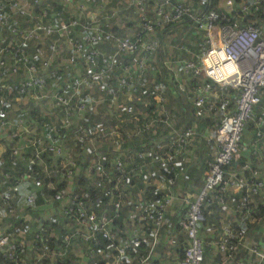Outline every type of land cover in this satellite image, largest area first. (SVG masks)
<instances>
[{"label": "built area", "instance_id": "1", "mask_svg": "<svg viewBox=\"0 0 264 264\" xmlns=\"http://www.w3.org/2000/svg\"><path fill=\"white\" fill-rule=\"evenodd\" d=\"M102 1L60 0L62 4L77 12L68 13L65 19L58 18L53 22L43 17L46 14L45 8L37 14L34 13L33 6L39 0H0V28L6 27L8 33H13L15 37L10 42H5L6 36L1 35L0 29V68L8 69L10 74L16 73L21 67L23 69V75L15 83L13 98L15 101L26 100V103L37 106L41 113L46 109L52 119L44 123L47 131L42 132L43 128L33 126L25 115L19 112L6 115L0 108V138L8 133L12 137L18 136L23 141L22 146L34 147L35 158L44 150L62 153V141L52 132L57 131L59 127L71 126L72 116L84 119L86 123L78 125L79 132L74 148H70L59 160L58 165L63 169L66 185L58 188L49 198L59 200L61 213L67 218L66 222L73 221L79 227H74L69 234H60V238L67 246L70 238L80 236L85 241L93 240L98 233L105 239L115 242L112 245L113 264L126 261L127 250L141 240V227H133L130 234L120 241L112 231L109 221L117 216L120 210L121 194L125 193L124 176L134 171L141 177L147 175L152 177L156 187L165 189L162 198L158 200L148 198L143 201L138 218L145 222L142 229L148 231L149 241L144 248L145 252L131 253L130 255H134L133 259L130 257V260L126 261V264H151L148 260L149 255L159 242L164 211L171 197L167 190L173 183V177L162 175L158 171H150L147 160L124 169L122 158L129 156V151L113 155L107 161L111 168L109 169L111 173L108 174L102 168L103 158L96 148L97 137L102 136L107 139L111 136L117 138L119 134L125 137L133 135L135 131H130L126 127L125 130L121 129L123 128L121 121L122 123L133 121L134 125H137L136 121L145 111L135 105L147 104V100L143 101L140 96L144 93L158 101L157 107L153 108L157 116L144 120L141 128L148 129L155 121L169 127L173 120L169 119L172 115L164 105L165 97L161 95L162 90H159L162 83H157L156 90L148 93L145 91L147 86H144L146 77L153 68L160 71V66H163L167 76L175 81V86L180 91L184 90L187 79L196 89L193 97L195 107L205 105L208 110H214L217 105L219 109V116L212 123L211 131L203 137L206 143L213 144L215 153L213 157L204 160L202 185L193 199L186 203L185 211L177 219L185 240L182 244V256L175 264H200L203 259V241L198 235L197 223L203 219L201 204L204 197L211 190L216 189L215 195L219 201H222L223 192L232 185L246 189L247 192H255L259 187L264 188V173L258 177L257 168L250 167L248 163H244L243 168L250 167L252 178L249 181L241 173L225 174L223 169L225 164L238 156V142L243 125L245 121L251 119L253 106L258 103L264 90V27L258 28L249 21H241V16L247 14V9L264 7V0H251V7L245 1L233 5L232 0H225L224 10L208 8L202 12H196L183 0H177L166 9L169 0H160L153 8L155 14L153 19L142 12L146 0H121L122 3L117 4L114 9L116 14L117 11L134 7L138 10L137 18H139L136 26L124 33H118L106 25L111 21H104L111 17V14L102 9ZM96 2L97 6L91 8ZM181 16L194 21L197 31L203 32L202 39L197 41V50L192 54V51L185 49L189 56L168 54L163 57L166 54L163 53L159 56V63L156 66L157 61L151 60L154 55L156 56L160 44L150 32L152 25L154 22L158 25L176 20ZM21 17L26 21L17 25V19ZM111 19L114 21L115 17ZM48 36L50 38L46 40ZM58 39L68 44L65 63L69 66L66 64L60 73L58 68L51 66L53 59L61 58L58 54L60 51ZM97 43L102 48H98ZM29 44L32 45L31 53L25 50ZM125 60L126 62L122 63ZM66 67L68 72L65 73ZM44 85L49 87L40 88ZM125 90L129 91L128 98L124 94ZM228 90L233 91L231 98ZM120 95L123 97L119 98ZM135 98H138V102L133 101ZM216 98L217 104H215ZM126 99L128 101H125ZM112 102H116L117 110L114 112L111 111ZM42 105L46 108L39 107ZM96 105L100 106L95 110L98 111L97 115H100L97 120L103 115L114 117L117 120L115 126L104 127L95 119H87L85 113H92ZM260 110V114L254 118L257 138L264 135V106ZM169 134L168 143H164L161 139L154 141L153 159L160 160L161 164H166L168 160L175 163L172 156L186 153L193 141L198 139L199 142L201 139V134L193 121L178 128L171 127ZM35 144L38 145V149ZM11 149V153H15L17 147L13 145ZM82 149L85 151L84 155L80 154ZM78 154L83 160H78ZM136 155L140 158L144 157L147 151L142 149L137 151ZM260 158L264 157L257 156V160ZM79 162L83 165L82 173L91 177L92 183H95L93 180L97 177L109 183L107 191L109 193L106 194L110 197L108 204L113 210L110 216H107L104 207L96 211L86 201L83 193L71 186L74 172L80 170ZM261 163L264 165V159ZM29 176L26 173L23 178ZM7 188L13 189L12 186ZM113 194L116 196H111ZM246 198L247 193L241 196L240 203H244ZM25 201L29 204L33 203L32 192L25 195ZM14 210L12 200L4 204L0 203V219L12 214ZM42 228V225L39 226L29 239L24 238L23 229L18 230V239L0 231V256L5 260L0 264H43L46 250H39L34 245V242L40 240L43 235ZM239 244L247 248L250 253H254L256 259L238 264H259L264 258V246L246 241L242 227L232 229L229 225H223L216 239L218 250L229 254ZM66 251L67 248H60L59 254L65 255Z\"/></svg>", "mask_w": 264, "mask_h": 264}, {"label": "trees", "instance_id": "2", "mask_svg": "<svg viewBox=\"0 0 264 264\" xmlns=\"http://www.w3.org/2000/svg\"><path fill=\"white\" fill-rule=\"evenodd\" d=\"M42 1L45 2V0H39V2L34 5L33 7V11L35 14L39 13L40 10L42 8L46 9V14L43 15L44 18H48L49 20L55 22L58 17L57 15H54L53 12L50 10V6L56 11L57 14H59L60 16H64L62 15V12H60L59 10H57L56 7L57 3L54 0H51V4H47L45 2V4L41 3ZM59 3L60 0H57ZM177 0H169V4L165 7L166 9H169L171 5L175 4ZM197 0H183L184 3H188L191 7L192 5H194V3ZM240 1H245L246 3H248V5L251 7V0H232L233 5H236L238 2ZM160 2V0H146L145 1V6H144V10L142 11L146 16H149L153 19V17H155L153 8L155 5H158ZM218 0H204L200 5L199 4H195V6L193 7V9L196 12H202L208 8H215L217 10H224V8H222L221 6L218 5ZM39 5V6H38ZM65 5L67 8L68 6L66 4ZM60 7V6H59ZM150 11H147L148 8H150ZM241 21L245 22V21H249L251 22L254 26L258 27V28H262L264 26V7H258L257 9H247V14L244 16H241ZM62 18H66L62 17ZM123 17L121 16V19ZM139 20V18H137ZM24 20L26 21V19L24 18H18L16 24L17 25H21L24 23ZM138 20L136 21V19L134 18V23H131L130 25L125 24V19L122 20V24L121 25H113L111 27V29H113L116 32H120V33H124L126 31H128L129 29H125L123 25H128L130 26V28H132L133 25L137 24ZM27 23V22H26ZM118 26H123L122 28H118ZM152 27L157 28V29H153L154 33H157V35L155 34V37L158 39L159 41V48L157 49L156 55L157 58L159 59V56L164 53V47L166 48L165 52H167V47H171V50L173 51V53H169L168 54H173V55H186L189 56L188 52H185V49H189V50H194V52L197 50V41L201 40L203 35H199L197 34L199 31H197V26L196 23L194 21H192L191 19L185 17V16H181L180 18L176 19V20H172V21H168V22H163V23H159L158 25L154 24L152 25ZM175 28V29H174ZM2 31L3 29L6 31V37H5V42H10L12 39H14V35L13 33H8L6 27H1L0 28ZM188 29V31L186 30ZM156 30V31H154ZM171 30V31H170ZM192 35V36H189ZM163 36L169 37V39L167 41H165L163 39ZM50 36L46 37V40H49ZM184 40V41H183ZM193 43V44H192ZM171 44V46L169 45ZM96 46L98 48H102V46L100 44H96ZM175 46V47H174ZM25 50L27 53H31L32 52V45L29 44V46L25 47ZM160 50V51H159ZM159 51V52H158ZM36 61V60H33ZM126 62L122 61V63ZM157 63H159V61L157 60ZM1 70V69H0ZM152 72V71H151ZM155 75H156V79L158 81L163 82V84H165V86L168 89V92H166L164 89L161 92V95H163L165 97V101H164V105L169 109V113L173 116H170L169 119L171 118L173 121L170 123L169 127H165L163 124L161 123H157V121L153 122L151 124V126L148 129H142L141 125L144 122V120H149L153 117H156V113H155V109L153 110L154 107L152 106H146V105H142L140 103H137L135 105V107H138L139 109L145 111L143 112V114H141V116L138 118V121H136L137 125L135 126V122L133 121H127V122H123L121 121V126L126 127L128 130L130 131H135L133 133V135H130L128 137L129 140L134 141L135 144V148L139 146L138 148L134 149L133 151L130 150L129 152V156L128 158L124 159V157L122 158L123 161V168L124 169H128L130 167L135 166L136 164H138L140 161L146 160L145 156L144 157H138L136 155L137 151H140L142 149H144L145 151H147L146 149H151L154 148V141L155 140H159L161 139L164 143H168V135L170 128L174 127V128H178L183 124H189L190 122H195L197 125V127L199 129H203L205 127H201V126H205L206 124H212L214 122V117L215 115H213L216 111L217 116L219 115V109L217 108V105H215V109L214 110H208L206 108L205 105H203L201 108L203 109V113L201 115L198 116V114L193 117L192 112L193 109H195L194 105H193V97L196 93V89L194 87H192V84L188 82V80L186 79L185 82V88L183 91L177 90L176 86H175V81L173 79H171L170 77L167 76V71L166 69L162 66H160V71H156L154 70ZM156 81V80H155ZM159 83V82H157ZM0 84H2V89H0V101L2 102V100H14V95H15V83L8 85L6 79H3V81H0ZM187 84V85H186ZM229 98L232 97L233 95V91H229ZM141 98L143 101L152 99L151 95L149 94H140ZM123 95H120L119 98H122ZM106 100V99H105ZM153 100V99H152ZM217 98L215 99V104H217ZM173 106L172 105V102ZM106 102V101H105ZM30 104V103H29ZM103 104V103H102ZM188 104L189 106H191V110H189L191 112V115L187 118L182 117V120L186 119L187 123H182L180 121L177 120L178 117V112L181 110H184L186 114H188V111H186V105ZM264 106V97H262V95H260V99L258 101V103H256L253 106V115L251 117L250 120L245 121L242 131H241V136L238 142L239 145V154L237 157L231 159L229 161V163L225 164L223 167L225 174H226V168L228 167V165H231L233 168L239 169L240 173L242 175L245 176V178L249 181L252 178V173L250 171V167L252 168H257L258 170V177L262 176V174L264 173V165L263 163H261V160L264 158H260L257 160V148L255 147V145L251 146V147H246L245 145H243L241 142L242 140L246 142V139L243 137L244 134V129L249 133L251 131L252 133V143H257L260 142L262 139L261 138H257L255 135V129H256V120L254 119L257 115L260 114V109ZM100 108V106H99ZM217 108V109H216ZM149 109H151V111H149ZM59 110V109H57ZM200 111V112H202ZM215 111V112H212ZM199 113V112H198ZM21 114L25 115L26 117H28L29 120H32L35 124L36 127L39 128V126H41L42 132H45V130L47 131L46 125L44 126L45 122H49L52 119L50 118V115L44 112H40L38 110L37 106L32 105L31 109L29 110H23V112H21ZM205 115V116H204ZM85 116L87 117V119H89L92 116L91 112H86ZM193 119H192V117ZM203 116V117H201ZM208 116V117H207ZM107 117V116H106ZM105 115H103L102 118H106ZM210 117L212 119H210ZM217 120V117H215ZM72 119V123L71 126L68 127H59L57 131H53L52 133H55L56 136L58 137L59 140H61L62 144H64V142L67 143V147L69 148V144L73 142L72 138H76V136L78 135L77 132H79V126L78 124L81 123V120H79V118L76 119L75 116L71 117ZM206 120H209V122L211 121V123H207ZM83 124H85L86 122L83 121ZM157 124V125H156ZM156 126V127H155ZM155 127V128H154ZM250 133V134H251ZM151 134V136L154 137V139L150 140V143L147 145L146 144V138L143 139L142 137H148ZM161 135V136H160ZM133 139H131V137H133ZM156 136H160V138H155ZM204 137L203 134L201 133V138ZM260 140V141H259ZM138 141V142H137ZM195 141H198V139H196ZM0 144H3V150L0 153V178L2 179H6V183H5V187L6 186H12V190H14L15 185L20 183V182H24L27 184V187L31 190H33V195H34V201L33 203H31L30 207L26 206L25 209H30V211H33V207H40L41 205L48 203L50 205H56L57 202L60 203L59 200H52L49 199V201L45 200V197H49L52 195L53 192H55L58 188L65 186L66 185V178L63 175V169L59 168V160L61 158H63V154L62 153H55L52 151H47L44 150L42 152L39 153V156L37 158H35L33 156V150L34 147L33 146H22L23 141L21 139H19L18 136H10L9 133L0 138ZM15 145L17 147V150L15 153H11V146ZM35 147H37L38 149V145L35 144ZM247 148V149H246ZM76 149V147H75ZM76 153V152H75ZM178 156H180V154H176L174 156H172L174 158V160H178ZM206 158H211L212 156L210 155H206ZM78 160H83L80 157V154H78ZM205 158V159H206ZM205 159H203V161L201 162V167L205 166ZM129 162H128V161ZM127 161V162H126ZM172 161V160H171ZM181 161V160H180ZM104 163L102 164V168H104V170L110 174L111 172L109 171V164L107 163V160L103 161ZM244 163H248L249 164V168L248 169H244L243 168V164ZM80 164V170L77 171L76 173L74 172V181H72L71 186L75 187V189L77 191H81L86 199L87 202H89L91 204V206L97 211L98 208L104 207V209H106V213L107 216H110L113 212V210L111 209V205L108 204V200L110 199V197L108 196L109 193L107 192L109 189V183L108 182H104L103 180H101L100 178H94V182L92 183V179L89 176H86L82 173L83 169V165L81 162H79ZM183 164L182 167H179L178 170H183L185 164ZM175 167L174 168L172 166L167 167L166 169H163L162 167L160 168L159 173H162V175H169V176H173L174 172H175ZM26 173H28L30 176L27 178H23V175H25ZM125 180L123 183L128 184L129 186H137L136 188H139V190L141 189L143 194L151 199V200H158L160 198H162L163 196V190L159 189L158 187H156L155 182H153L152 185H150L149 183H143L141 182V175H139V173H136L134 171L128 173L126 176H124ZM4 179V180H5ZM196 184L197 187L199 188L202 185V178H197L196 180ZM141 184L145 185L144 188H140ZM26 186V185H25ZM120 187L122 189V183L120 184ZM7 188V187H6ZM135 188V189H136ZM197 188V190H198ZM129 189V188H128ZM127 187L123 186V190L125 193L121 194V198L120 200H122V198L124 197V195H126V193L128 192ZM133 189V190H135ZM12 190H8L4 189V191L2 192V194H0V203L4 204L6 201H9V199L11 198H7L6 197V192H9V196L12 193ZM130 190V189H129ZM217 190L213 189L211 190L206 197H204L202 204H201V208H202V212H203V219L200 221L201 223V227H203L205 224L208 223V220L211 219V214L208 213L209 210H214L217 211V207L218 205L222 204L224 199H225V195L227 194V188L226 190L223 192L222 194V202L219 201L218 197L215 195V192ZM31 192V191H30ZM116 192V191H115ZM239 199L236 202L235 207L237 206V210L238 213L240 214L241 218L237 219V223L233 222L230 224H225V225H229L232 229H236V227H242L243 225L247 224L246 221H248V217H253L259 214L264 213V188L259 187L255 192H251V194L253 195H260L261 199L263 201L262 204H256L255 209L252 207V205L250 204L249 201V195L247 196L246 200L244 201V203H240V198L242 195L245 194L244 189H239ZM111 196H116L115 194L111 195ZM219 201V202H218ZM15 210H16V206L14 204ZM184 207V211H185ZM34 209H39V208H34ZM182 211L177 219L182 215V213L184 212ZM255 212V214H254ZM12 214H7L5 216H9ZM118 215H119V211L117 216H115V221L118 219ZM2 217V218H5ZM60 216H61V220H60V225H59V231L56 232V234H54V232H51V226L49 225L50 223L47 222L45 219H40L39 222H35L34 226L29 229H26L28 231V234H32L36 231V229L42 225V229H44L42 231V237L40 240H37L34 242V245L39 249H50V247L56 246V247H60V248H67L69 245H65V241H63L60 237V234H69L72 229L74 228L71 224L68 226L67 225H63L66 222V217L62 215L61 213V206H60ZM1 218V219H2ZM208 218V219H206ZM113 219V218H112ZM246 221H245V220ZM112 221V220H111ZM110 221V222H111ZM114 221V222H115ZM55 222V221H54ZM211 222V221H209ZM57 223V222H55ZM71 223H75V222H71ZM214 223H218L217 226L219 228V231L222 230L223 225L221 226L220 222L217 220ZM175 227L177 229H180V227L177 224V220H176V224ZM22 226L20 225V223L18 221L15 220V222L13 223V227L11 230V233H9L10 231H6L3 230L2 232L7 233L9 236L13 237L14 239H18L19 238V233L18 230L21 229ZM200 228V226H199ZM113 231V230H112ZM178 238H179V242L181 239H183V243L185 240L184 237V233L181 230V233L178 232ZM55 235V236H54ZM96 239L95 241H91V240H87V243H89L91 246L95 247V246H99L102 243H107L109 242L110 244H114V241H110L105 239L104 237H102L100 234H96ZM18 237V238H17ZM25 238V235H24ZM73 238L69 239V243H72ZM72 241V242H71ZM78 243V241H76ZM96 242V243H95ZM159 242H160V233H159ZM158 242V243H159ZM141 246V248L145 247V245L143 243L139 244ZM158 244L155 245V248ZM178 252V256L177 259H179L182 256V246L178 247L177 249ZM90 253V252H89ZM127 254L131 253V250H127L126 252ZM227 254V252H224ZM67 254V253H66ZM65 254V255H66ZM230 254V253H229ZM83 260H88V262H86V264H92V261H90L92 258V256L90 254H85V257H82ZM79 257L76 258V262L77 263H72L70 262L69 259H67L65 256H62L60 259H56L55 264H80V259ZM94 260V259H93ZM1 261H5L3 259V257L0 256V263H2ZM154 261V260H153ZM203 261V260H202ZM245 262V261H242ZM154 263V262H153ZM202 263V262H201Z\"/></svg>", "mask_w": 264, "mask_h": 264}, {"label": "crops", "instance_id": "3", "mask_svg": "<svg viewBox=\"0 0 264 264\" xmlns=\"http://www.w3.org/2000/svg\"><path fill=\"white\" fill-rule=\"evenodd\" d=\"M203 1L204 0H197L194 3V5H192V7H194L195 4L200 5ZM218 1H219L218 5L224 8L225 0H218ZM71 9L72 8H70V10ZM150 9L151 7L148 8L147 11H150ZM76 12L77 11L72 9L73 14H75ZM69 14L71 13L69 12ZM130 26L124 25V28L129 29L128 31H130L131 29H133V28H130ZM169 45L171 46V44ZM190 51H192V54L194 53V50H190ZM66 64L67 63L65 62H60L59 58L53 59L51 61V66L58 68L59 73L64 70V66H66ZM20 70H23L22 67L20 68ZM152 78L156 79L154 76H152ZM156 81L159 83H162L159 90L164 89L166 92H168V89L165 86V84H163V82L158 81V80ZM54 86H56V84ZM144 86H147V85L145 84ZM156 88H157L156 86L151 87L150 89H147L146 87L145 91L148 93L153 92L156 90ZM263 92L264 90H262L261 95H263ZM210 98L213 99V97H210ZM152 99L147 100L146 106L149 105L152 107H157L158 101H156L154 98ZM173 103L175 102L173 101L172 105ZM173 106H176V105H173ZM39 107H42L43 109L45 106L43 107L42 105ZM94 108L95 109L94 111H92V116L89 119L91 120L95 119L96 121L100 122L101 126H104V127L115 126L114 123L117 120L114 117L111 118L110 116H107L106 118L97 120L100 115H97L98 111H95V110L99 109V106L96 105ZM111 108L113 109L111 110L112 112H114V110L115 111L117 110L116 102H112ZM45 110H42V111L44 113H47V111ZM202 113L203 112H199L198 116L201 115ZM77 118L81 120V123H79L78 125L83 124L82 122L84 121V119H82L81 117H76V119ZM27 120L33 126H36V124L32 120H29L28 117H27ZM160 123L163 124L162 122ZM164 126L168 127L166 125ZM122 127L124 129L123 128L121 129L125 130V127L124 126ZM211 128H212V124H206L205 128L202 129L203 136L209 133L211 131ZM92 130L94 129L92 128ZM250 133L251 131L248 133L244 129L243 137L246 139V142L242 140L241 143L245 145L246 147H251L255 145V147L257 148V156L264 157V135L262 136V139H260L261 141L259 140L260 142L252 143L253 136H252V133L251 134ZM121 136L119 134L117 138H115L114 136H111V138H107V139H105L102 136L97 137V147L96 148L99 151L100 155L102 156L103 161L105 160L108 161L111 157H113V155H116L118 153L119 154L123 152L125 153L127 151L130 152V150L133 151L134 149L138 148L139 143H138V146L135 148L134 141L129 140L128 139L129 136L125 137L123 134ZM160 136H156L155 138H160ZM76 138L75 137L72 138L73 142L72 144L70 143L68 145L69 148L66 146L67 143L64 142L63 148H62L63 156L67 154L70 148H74ZM133 138L134 136L131 137V139ZM142 138L143 139L146 138L147 145L150 143L151 139L152 140L154 139V137L151 136V134L148 137L143 136ZM202 140L204 141L203 137H202ZM196 142L197 141H193L191 145L189 146V149H187L186 153L178 156V160H175L176 161L175 163H173L171 160L169 162L168 160L166 164L165 163L161 164L160 160L153 159V155L155 154L154 149L153 148L146 149L147 155L145 156V159L149 162L147 165L150 171L159 172L161 165H163L165 169L169 166H172L173 168L174 166H177L175 167V172L172 176L173 183L171 186L168 187V190H167L170 193L171 197L164 211L163 224L160 229V242L158 243L156 248H154L153 252L149 255L148 260H150L151 264H175L177 261V256H178L177 249L179 246L181 247L183 244V239H181L179 242V238H178V235H179L178 232L181 233V229H177L175 227L177 217L182 211H184L183 209L186 203L192 200L194 195L196 194L198 187H197L195 180L201 177L202 170H203V167H201V162L203 161V159L207 157L206 155H210L213 157L215 153V148L214 146L212 147L210 143H206L204 141L200 143L199 145V142L197 143ZM83 153H85L84 149L80 150V154H83ZM126 158H128V156L124 157V159ZM181 163H184L185 166L183 170H178L179 167L183 166V164ZM225 170H226V174L228 173L240 174V170L233 168L231 165H228V167ZM141 180H142L141 182L144 181L143 183H149L150 185H152L154 182L152 177L148 175L145 177H141ZM123 186L127 187V189L129 188L130 190L128 189V192L126 193V195H124V197L121 200V207L119 210L118 219L115 221V218H113L112 221L110 220L111 222L109 221V225L111 229L115 232L116 238L120 241H122L125 236L130 234L133 227L140 226L141 227V232H140L141 240L140 242H138V244L133 245V247L129 248L128 250H131V253L145 252L144 248L146 247L149 241V233L148 231L146 230L144 231L142 229V225L145 222L138 218V214L141 209L143 201H146L148 198L143 194L141 189L139 190V188H136L137 186L133 187V186H129L128 184L125 185V183L123 184ZM144 186L145 185L141 184L140 188H144ZM239 189H243V188H238L233 185L229 186L227 188V194L225 195V199L222 204L218 205L217 211H214L212 209L209 210L208 213L211 214L210 216L211 219L208 220V223L205 224L203 227H201L200 221L197 223L198 235L202 238V241H203V259H202L203 261H201L202 263L200 264H238L239 262H242V261H254L256 259V256L254 255V253H250L247 250V248H245L241 244H239L233 252L230 251L231 252L230 254H226L224 253V251L218 250L216 246V239L220 231L217 226L218 223H214V222L218 220L222 226V225L230 224L233 222L237 223L238 222L237 219L241 218L238 211L236 212L237 206L235 207L236 202L239 199V194H238ZM162 190L163 192L165 191V189H162ZM12 191L14 192V194L11 193L10 198L14 202L17 208L16 210H14L12 215L5 216V218L0 219V231L9 230L10 231L9 233H11L13 223L16 220L22 226L21 229L24 230L25 239H29L31 234H28V231L26 229H29L30 227L32 228L34 226V223L39 222L40 219H45L49 223L51 222L49 225L51 226V229H52L51 232H54V234H56V232L60 230L59 229L60 220H61V216H60L61 204L60 203L57 202L56 205H50L48 203H45L41 205L40 207H33V211H30V209L29 210L25 209L26 206L30 207L31 205L25 201V195L30 191L33 192V190L32 189L30 190L27 187L26 183L20 182L15 185V188ZM244 191L245 193H247V196L250 194L249 201L254 209H255L256 204L263 203L260 195H253L251 194V192H247L246 189ZM45 200L49 201V197H45ZM34 208H39V209H34ZM54 221L57 223H55ZM246 223L247 224L242 226V228L244 229L246 241L254 242L257 244V246H264V213L253 216V217H248V221H246ZM67 224L68 226L71 224L73 227L79 228L78 224L71 223V222L70 223L65 222L63 225L65 226ZM212 237H214V239H212ZM95 239L91 241H95ZM72 241H71L72 243H70L69 246L67 247V251H66L67 254L65 253L66 255L59 254L60 247L53 246V247H50V249H46V252L43 257V264H45V259L55 260L57 258L60 259L62 256H65L72 263H77L76 258L79 257L81 261L80 264H86L88 260H83L82 258V257H85V254L86 255L90 254L93 257V259H96L97 261L96 264H113L112 244H110L109 242L102 243L99 246L93 247L80 236L73 237ZM76 241H78V243ZM140 243H143L145 247L141 248V246L139 245ZM130 254L126 253V257H127L126 261H129L130 257L131 259H133L134 255H130ZM126 261H123L120 264H126ZM259 264H264V258L259 262Z\"/></svg>", "mask_w": 264, "mask_h": 264}, {"label": "rangeland", "instance_id": "4", "mask_svg": "<svg viewBox=\"0 0 264 264\" xmlns=\"http://www.w3.org/2000/svg\"><path fill=\"white\" fill-rule=\"evenodd\" d=\"M54 1H56V3H57V6L58 7H56L57 8V10H59L60 12H62V15H64V16H60L59 14H57L56 13V11L50 6V10L53 12V14L54 15H57V17L58 18H62V17H65V16H67V14L70 12V13H72V9L70 10V8L71 7H66L65 5H63L62 3H59L57 0H54ZM45 2L47 3V4H51V0H45ZM45 2L44 1H42L41 3H43V4H45ZM221 2V1H220ZM119 3H122V1L121 0H103L102 1V5H103V10L104 11H106L108 14H111L110 16L111 17H115V20L114 21H112V19H111V17H109V18H107L104 22H108L109 20L111 21L110 23H107L106 25H108V26H110V27H112L113 26V24L114 25H121L122 24V20L123 19H125V24H128V25H130L131 23H134V18L136 19V21L138 20L137 19V11L138 10H136L134 7H130L128 10H121V11H117V14H116V11L114 10L115 8H116V6H117V4H119ZM49 4V5H50ZM97 2H96V4L95 5H92L91 6V8L92 7H96L97 6ZM39 6V5H38ZM60 6V7H59ZM87 6H89V4L87 5ZM91 8H89V10L91 9ZM138 14H139V12H138ZM121 16L123 17L122 19H121ZM139 21V20H138ZM131 22V23H130ZM124 26V25H123ZM123 26H118V28H122ZM136 26V24L135 25H133L132 26V28H134ZM264 27V26H263ZM153 29H157V28H154V27H152V30H150V32L152 33V35H157V33H154L153 32ZM175 29V28H174ZM187 31H188V29H186ZM154 31H156V30H154ZM171 31V30H170ZM197 34H199V35H203V32L201 31V30H199V32L197 33ZM1 35L4 37V36H6V31L3 29V31H1ZM189 36H192V35H189ZM170 37V36H169ZM169 37H166V36H163V39L165 40V41H167L168 39H169ZM58 44H59V48H58V50H60L59 51V53L58 54H60L61 55V57L62 58H60V62H65L66 60H65V56L67 55V53H68V44L64 41V40H60V39H58ZM57 45V44H56ZM165 50H166V48L164 47V50H163V52L164 53H166V54H164L163 55V57L164 56H167L168 55V53L167 52H169V53H173V51L171 50V47H167V52H165ZM160 51V50H159ZM158 51V52H159ZM163 54V53H162ZM64 59V60H63ZM158 60V58H157V55L155 56L154 55V57L152 58V62H154V61H157ZM156 63V62H155ZM157 64L158 63H156V66H157ZM63 67V66H62ZM1 70H0V81H3V79H6V81H7V84L8 85H10V84H13V83H16V81H18V79L23 75V70H18L16 73H14V74H10L9 73V71H8V69H6V68H4V69H2V68H0ZM154 70H156L155 68H153L152 69V72L151 73H149L148 75H147V77H146V85H147V89H150L151 87H154V86H156L157 85V81H155V80H157V79H153L152 78V76H154L155 78H156V75H155V73L156 72H154ZM66 72H68V68L66 67V69H65V73ZM47 87H49L48 85H44L43 87H40V88H47ZM128 93H129V91L128 90H125L124 91V94L127 96V98H128ZM262 94V93H261ZM262 97H264V92H263V95H262ZM125 101H128L127 99L125 100ZM133 101H135V102H138V98H135ZM131 103H133V102H131ZM186 105V111H188V114H186L185 113V111L184 110H181L180 109V111L178 112V117H177V120L178 121H180V122H182V123H187V120L186 119H184V120H182V117H184V118H187V117H189L190 115H191V112L189 111V110H191L192 108H191V106H189L188 104H185ZM31 106H32V104L30 103H26V100H24V99H20V100H17V101H15V100H9V101H6V100H2V102L0 101V108H1V110H2V112L4 113V114H6V115H14V114H17V112H19V113H21V112H23V110H29V109H31ZM195 107V106H194ZM203 109L201 108V107H195V109H193V112H192V115H193V117H195L197 114H198V112H200V111H202ZM203 112V111H202ZM212 112H215V111H212ZM217 112V111H216ZM214 113L213 115H215V117H217L218 118V116H217V113ZM192 117V116H191ZM193 117H192V119H193ZM208 117V116H207ZM214 117V119L213 120H215L216 118ZM210 119H212L211 117H210ZM206 122L207 123H211V121L209 122V120H206ZM197 125V124H196ZM202 128L203 127H205V126H201ZM197 130L199 131V133L201 134L202 133V129H199L198 127H197ZM202 142H204L203 140H202V138L201 139H199V145H200V143H202ZM211 145H213V144H211ZM213 147V146H212ZM3 144H0V153L2 152V150H3ZM1 166V165H0ZM5 179V178H4ZM4 179H2V178H0V194H2V192L4 191V189H7L6 187H5V183H6V179L4 180ZM8 190H12V189H8ZM13 194H14V192L13 191H11ZM6 197L9 199L10 198V196H9V192H6ZM10 201H11V199H10ZM13 202V201H12ZM14 203V202H13ZM215 237V236H214ZM214 237H212V239H214ZM93 258V257H92ZM55 261H56V259L55 260H49V259H45V264H55ZM90 261H92V264H96L97 263V261H96V259H91Z\"/></svg>", "mask_w": 264, "mask_h": 264}]
</instances>
